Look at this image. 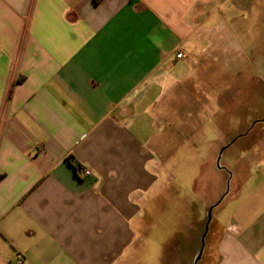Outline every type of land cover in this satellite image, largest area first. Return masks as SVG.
Segmentation results:
<instances>
[{
    "label": "crops",
    "instance_id": "crops-1",
    "mask_svg": "<svg viewBox=\"0 0 264 264\" xmlns=\"http://www.w3.org/2000/svg\"><path fill=\"white\" fill-rule=\"evenodd\" d=\"M229 1L0 0V264H132L183 161L226 209L211 264H264V81L219 93L249 63Z\"/></svg>",
    "mask_w": 264,
    "mask_h": 264
},
{
    "label": "rangeland",
    "instance_id": "rangeland-1",
    "mask_svg": "<svg viewBox=\"0 0 264 264\" xmlns=\"http://www.w3.org/2000/svg\"><path fill=\"white\" fill-rule=\"evenodd\" d=\"M228 6H233V9L221 28L225 41L230 45L226 52L233 58H248L249 63L231 66L234 76L219 72L222 74L218 79L219 93L230 85L231 79L237 90L246 76L254 75L264 81V67L250 61L254 53L264 52V0H230ZM261 90L264 92V85H261ZM228 157H218L217 168H223ZM176 166H181L180 172H171L164 191L150 203L145 215L147 218L138 225L139 247L131 258L132 264H194L200 251L210 207L200 204L191 188L196 162L183 161ZM216 199L215 204L219 201ZM225 217L226 209L222 204L213 208L198 264H211L216 221L222 223Z\"/></svg>",
    "mask_w": 264,
    "mask_h": 264
},
{
    "label": "water",
    "instance_id": "water-1",
    "mask_svg": "<svg viewBox=\"0 0 264 264\" xmlns=\"http://www.w3.org/2000/svg\"><path fill=\"white\" fill-rule=\"evenodd\" d=\"M215 206H217V204L214 205V206H212V207L209 209V212H208V220H207V224H206V226H205V233H204V235L202 236V239H201V243H202V245H201L200 251H199V253H198V255H197L196 259H195L194 264H198V262L200 261V259H201V257H202L203 248H204V241H205V237H206V235H207V231H208V226H209V223H210V220H211V212H212V210H213V208H214Z\"/></svg>",
    "mask_w": 264,
    "mask_h": 264
},
{
    "label": "built area",
    "instance_id": "built-area-1",
    "mask_svg": "<svg viewBox=\"0 0 264 264\" xmlns=\"http://www.w3.org/2000/svg\"><path fill=\"white\" fill-rule=\"evenodd\" d=\"M1 54V52H0ZM176 58L177 59H183L184 58V54L183 52H180L176 55ZM77 172H81L84 176H90L91 175V172L87 169H79V168H76Z\"/></svg>",
    "mask_w": 264,
    "mask_h": 264
}]
</instances>
